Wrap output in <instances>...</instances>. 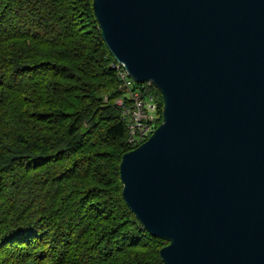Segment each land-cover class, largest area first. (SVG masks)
I'll list each match as a JSON object with an SVG mask.
<instances>
[{"label":"water","instance_id":"1","mask_svg":"<svg viewBox=\"0 0 264 264\" xmlns=\"http://www.w3.org/2000/svg\"><path fill=\"white\" fill-rule=\"evenodd\" d=\"M110 54L162 99L121 157L165 264H264V0H92Z\"/></svg>","mask_w":264,"mask_h":264},{"label":"trees","instance_id":"2","mask_svg":"<svg viewBox=\"0 0 264 264\" xmlns=\"http://www.w3.org/2000/svg\"><path fill=\"white\" fill-rule=\"evenodd\" d=\"M114 62L92 0H0V264H165L121 195Z\"/></svg>","mask_w":264,"mask_h":264},{"label":"built area","instance_id":"3","mask_svg":"<svg viewBox=\"0 0 264 264\" xmlns=\"http://www.w3.org/2000/svg\"><path fill=\"white\" fill-rule=\"evenodd\" d=\"M112 67L119 79L118 89L123 92L115 104L120 107L121 118L126 124L127 143L135 147L152 133L158 118L152 84L143 82L139 86L120 63L114 62Z\"/></svg>","mask_w":264,"mask_h":264},{"label":"rangeland","instance_id":"4","mask_svg":"<svg viewBox=\"0 0 264 264\" xmlns=\"http://www.w3.org/2000/svg\"><path fill=\"white\" fill-rule=\"evenodd\" d=\"M116 62V61H115ZM154 93V97H155V101L157 100V101H159V96H157V94L155 93V92H153Z\"/></svg>","mask_w":264,"mask_h":264}]
</instances>
